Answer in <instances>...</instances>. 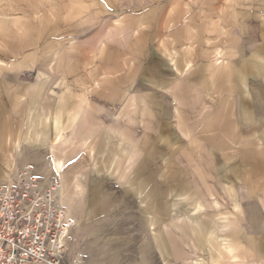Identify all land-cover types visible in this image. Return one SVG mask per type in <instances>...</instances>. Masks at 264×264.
Instances as JSON below:
<instances>
[{
  "label": "rangeland",
  "instance_id": "obj_1",
  "mask_svg": "<svg viewBox=\"0 0 264 264\" xmlns=\"http://www.w3.org/2000/svg\"><path fill=\"white\" fill-rule=\"evenodd\" d=\"M260 1L0 0V112L12 95L14 119L0 131L23 126L44 178L64 159L65 264H214L229 234L264 251V219L242 212L264 213ZM198 221L216 241L198 240Z\"/></svg>",
  "mask_w": 264,
  "mask_h": 264
},
{
  "label": "built area",
  "instance_id": "obj_2",
  "mask_svg": "<svg viewBox=\"0 0 264 264\" xmlns=\"http://www.w3.org/2000/svg\"><path fill=\"white\" fill-rule=\"evenodd\" d=\"M61 187L30 172L0 184V264H65L73 224Z\"/></svg>",
  "mask_w": 264,
  "mask_h": 264
},
{
  "label": "crops",
  "instance_id": "obj_3",
  "mask_svg": "<svg viewBox=\"0 0 264 264\" xmlns=\"http://www.w3.org/2000/svg\"><path fill=\"white\" fill-rule=\"evenodd\" d=\"M260 3L264 4V0H261ZM84 53L86 56V60H85V62H86L85 67H86V66H88L87 63L92 61V50H90L89 48H85ZM105 61H106L105 59L99 60V63L95 66V68L101 69V72H102L103 69L110 67L107 62L105 63ZM48 67L52 71L53 70V63L50 62L48 64ZM113 67H114V65H113ZM94 84L99 85V79H95ZM11 96L12 95H10L9 98H6V99H8V101L5 100V105H4L5 109L0 112V115H2V116L4 115L3 117H4L5 121H7L9 124L10 123L12 124V122L14 121V119L12 117L13 114H12V101H11L12 97ZM23 113L24 112H22L21 115H24ZM21 122H22V120H21ZM20 127H21V129L16 128L13 130H11V129L8 130L7 129L8 127H6V130L4 132L0 131V142L3 143L1 146H4L3 162L1 161L2 158L0 159V171L3 170V172H2L3 174L1 173L0 178H3V177H4V179L5 178L6 179L11 178V180H12V178L15 177L14 179L17 180L19 177H21L26 172H30V174H32L34 176H39V177H42L41 175H43L40 173L42 171V167H39L40 165L38 166L37 164H44L45 165L47 162H46V160H44L42 158V156H39V155H41V152L39 150H37L34 147L31 149V146L28 142L27 134H26V132L24 133L23 126L21 125ZM60 135H61V132H59V136ZM37 140H39V138H36V141ZM34 149H36V150H34ZM198 160H200V159H198ZM31 163L34 166H32ZM54 164H55V169H56L55 175H54V177H50V178L58 177L61 181V184H62L61 193L62 194L60 193V201L58 200V202L60 204L61 202H64L63 198L67 195V190L65 189V187L67 186V180L68 179H67V175L64 173V167H65L64 159L57 158L54 161ZM46 168L47 167H45V170H47ZM202 179H204V178L202 177ZM75 180H77V178ZM4 183H7V182H4ZM0 184H2V183H0ZM76 187L78 188V187H80V185L78 183H76ZM203 195H204V193H203ZM206 195H208V194H206ZM204 197H206V196L204 195ZM260 199L264 203V195H262V197ZM208 201L209 202L211 201V206L213 208H216V205L219 204L218 201H216V198H215L213 191H209ZM240 205H241L240 203H236L233 205V207L236 210H239V209L241 210ZM62 207H64V206H62ZM64 209L66 210L65 207H64ZM201 209H203V204L201 202H197L195 210L200 211ZM66 211H67L68 215L74 220V223L76 225V220L72 216L73 214H72L71 208L68 207V209ZM242 212L245 216V221H247V223L250 225H254L255 223L257 224L258 220L260 221V220L264 219L263 210H261V215L259 216L254 212V209L250 205L249 206L244 205V207L242 206ZM194 218L193 219L190 218V219L196 220ZM184 219H185L184 217L179 218V220H184ZM247 223L245 224V226H247ZM215 225H216V222H215ZM228 225L229 224H227V226ZM192 227H193L194 231L201 234V235H199V234L196 235L198 240H202V238H208L207 240L210 243H213L214 241H216L214 239V238H216V229L210 230V227L204 221H200V222L198 221L196 226H192ZM224 227L221 229V231L224 230ZM180 233H181V236L183 235L184 238H186L188 236L186 230L180 229ZM235 235L236 234H229L230 241H228L227 243H224V247H223L225 254L223 256H220L221 254H219L218 258L213 257L212 262L214 264H221V260H218L220 258H223V259L228 260V261L233 260L230 264H255L253 262L251 263V261H253V260H261L262 261L264 259V255H263L264 251L258 252V250H257L258 246H252L253 242L251 243V241H253V240L251 238H247L246 236H243V235L237 236V238H235ZM207 236H209V237H207ZM233 236H234V238H231ZM157 240L159 241V243L161 245H164L166 239L163 236H157ZM237 242L246 243L247 247L249 246V248L251 250L248 248H246L247 250H245V248H242L243 250L236 252V249L238 248L236 245L239 244ZM179 243L180 242H175L176 247L174 250L172 249L173 250L172 254L175 256H178L181 259L185 256V253L182 251L181 247L178 246ZM163 255L166 257L165 253H163ZM236 259H238L239 261H237Z\"/></svg>",
  "mask_w": 264,
  "mask_h": 264
},
{
  "label": "bare ground",
  "instance_id": "obj_4",
  "mask_svg": "<svg viewBox=\"0 0 264 264\" xmlns=\"http://www.w3.org/2000/svg\"><path fill=\"white\" fill-rule=\"evenodd\" d=\"M61 189H62V187H61ZM60 193H61V191H60ZM60 193H59V201H60ZM62 194V193H61ZM66 211V210H65ZM66 213H67V211H66ZM68 214V213H67ZM69 216V215H68ZM69 218L71 219V221H72V228H71V230L73 229V227H74V225H75V223H74V220L69 216Z\"/></svg>",
  "mask_w": 264,
  "mask_h": 264
}]
</instances>
